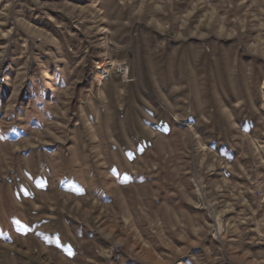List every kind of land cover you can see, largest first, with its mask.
I'll return each mask as SVG.
<instances>
[{
    "label": "rangeland",
    "instance_id": "rangeland-1",
    "mask_svg": "<svg viewBox=\"0 0 264 264\" xmlns=\"http://www.w3.org/2000/svg\"><path fill=\"white\" fill-rule=\"evenodd\" d=\"M0 72V264H264V0H0Z\"/></svg>",
    "mask_w": 264,
    "mask_h": 264
},
{
    "label": "bare ground",
    "instance_id": "bare-ground-1",
    "mask_svg": "<svg viewBox=\"0 0 264 264\" xmlns=\"http://www.w3.org/2000/svg\"><path fill=\"white\" fill-rule=\"evenodd\" d=\"M120 69L122 70V68H120ZM4 81H5V77H3V75H0V84L4 83Z\"/></svg>",
    "mask_w": 264,
    "mask_h": 264
},
{
    "label": "built area",
    "instance_id": "built-area-1",
    "mask_svg": "<svg viewBox=\"0 0 264 264\" xmlns=\"http://www.w3.org/2000/svg\"><path fill=\"white\" fill-rule=\"evenodd\" d=\"M0 74H1V72H0Z\"/></svg>",
    "mask_w": 264,
    "mask_h": 264
},
{
    "label": "crops",
    "instance_id": "crops-1",
    "mask_svg": "<svg viewBox=\"0 0 264 264\" xmlns=\"http://www.w3.org/2000/svg\"><path fill=\"white\" fill-rule=\"evenodd\" d=\"M3 84V83H2ZM1 85V84H0Z\"/></svg>",
    "mask_w": 264,
    "mask_h": 264
}]
</instances>
